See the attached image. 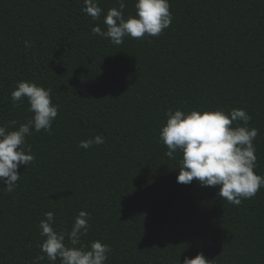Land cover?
Wrapping results in <instances>:
<instances>
[{
  "label": "trees",
  "instance_id": "16d2710c",
  "mask_svg": "<svg viewBox=\"0 0 264 264\" xmlns=\"http://www.w3.org/2000/svg\"><path fill=\"white\" fill-rule=\"evenodd\" d=\"M134 3L125 0V18ZM97 4L94 21L84 0H0V126L32 117L26 99L11 101L20 81L50 89L59 106L51 134L25 138L35 160L19 166L15 190L0 182V264L41 254L45 212L70 231L81 210L90 215L81 244L109 245L106 264H183L198 253L209 264H264V187L237 206L218 188L177 183L180 154L158 142L168 109H243L264 176V0H169L160 36L118 46L91 29L106 30L119 0ZM96 135L105 143L79 147Z\"/></svg>",
  "mask_w": 264,
  "mask_h": 264
},
{
  "label": "clouds",
  "instance_id": "9594fccd",
  "mask_svg": "<svg viewBox=\"0 0 264 264\" xmlns=\"http://www.w3.org/2000/svg\"><path fill=\"white\" fill-rule=\"evenodd\" d=\"M82 11L92 20H99L102 9L97 0H84ZM125 0H119V8H110L104 15L102 23L93 26V35L109 39L113 45H121L125 37L144 39L158 37L172 22L169 0H135V15L127 18L123 15ZM25 47L31 44L25 41ZM10 98L14 106H19L22 99L28 102V112L32 117L18 128L15 120L0 126V182L6 185L7 192H13L20 180L18 168L25 167L35 160L31 148L24 147L25 138L32 132L41 130L51 134L52 122L58 115V105L52 103L51 90L32 82L20 81L11 91ZM167 117L159 129L158 142L166 146V155L175 158L179 152V172L177 183L190 184L196 180L201 187L218 188L217 196L233 205H240L242 200L253 198L264 187V176L255 173L256 155L253 141L258 129L249 128L251 116L243 109H232L229 113L222 110L197 111L185 113L182 110L168 109ZM236 122L242 126L232 127ZM105 138L101 135L82 140L79 147L89 149L93 145H102ZM45 219L39 222L40 235L44 237L39 245L40 255L32 264H40L45 258L55 264H106L108 254L112 251L107 244L99 240L89 245L81 244V237L89 230V213L79 211L75 216L70 231H57L54 228L55 213H44ZM67 239L68 243H65ZM79 245V247H77ZM183 264H209L202 253Z\"/></svg>",
  "mask_w": 264,
  "mask_h": 264
}]
</instances>
